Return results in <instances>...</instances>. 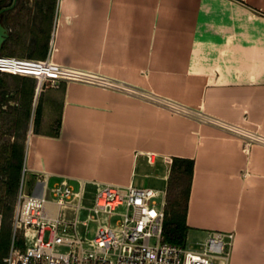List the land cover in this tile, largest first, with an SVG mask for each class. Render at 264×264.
<instances>
[{"label":"crops","instance_id":"obj_1","mask_svg":"<svg viewBox=\"0 0 264 264\" xmlns=\"http://www.w3.org/2000/svg\"><path fill=\"white\" fill-rule=\"evenodd\" d=\"M45 15L15 31L3 23L23 41L13 54L25 55L40 31L52 61L264 135V0H55ZM41 104L42 116L55 110L59 121L26 132L22 166L32 180L126 184L150 174L166 182L172 156L191 158L184 241L230 231L224 264H264V146L243 150L212 125L84 81L42 89Z\"/></svg>","mask_w":264,"mask_h":264},{"label":"built area","instance_id":"obj_2","mask_svg":"<svg viewBox=\"0 0 264 264\" xmlns=\"http://www.w3.org/2000/svg\"><path fill=\"white\" fill-rule=\"evenodd\" d=\"M2 72L31 77L34 90L43 82L57 87L66 80L120 89L225 131L240 140L243 150L250 144L264 146V135L256 129L46 56L0 54ZM33 184L26 192L20 178L9 217L11 239L0 264H224L227 259L230 231L209 230L198 247L163 238L165 187L94 180L73 186L64 178L49 184L44 174L34 176ZM89 221L95 224L90 236ZM14 238H20L21 245Z\"/></svg>","mask_w":264,"mask_h":264},{"label":"rangeland","instance_id":"obj_3","mask_svg":"<svg viewBox=\"0 0 264 264\" xmlns=\"http://www.w3.org/2000/svg\"><path fill=\"white\" fill-rule=\"evenodd\" d=\"M40 1L14 0L10 7L0 12V21L2 24H8L14 31L22 26L31 25L33 21H39L40 19V13L37 10V4ZM53 1L55 2V0ZM10 3L11 0H5L1 6L9 5ZM4 51H8V49ZM0 79V213L1 221L5 225H8L20 178L24 191L27 192L34 185L31 174L27 170L23 173L21 172L23 164L21 162L17 173V185L11 192L8 191V186L4 179L9 178L11 172L9 164L15 159L13 156L14 150L16 152L19 149L23 151L28 128H36L39 124L41 126L40 129H54L56 125V111L52 110L50 118L47 115L42 116L43 105L41 104V92L42 89L50 87L48 82H43L41 89L34 94L32 86L34 83L31 77L27 76L25 78L21 75L2 72L0 73ZM30 88H32L31 96H29L30 93L27 91ZM53 100L54 105H56L57 97L53 96ZM164 168L159 167L158 172H162ZM133 183L137 185H150L157 188L166 186L164 180L150 174L135 175ZM83 215L84 210L81 211L80 217ZM94 225V222H88V236L92 234ZM78 229L80 232L83 231L81 225H78ZM187 244L190 247L199 246L197 243L191 241H188ZM212 264H215V261Z\"/></svg>","mask_w":264,"mask_h":264},{"label":"trees","instance_id":"obj_4","mask_svg":"<svg viewBox=\"0 0 264 264\" xmlns=\"http://www.w3.org/2000/svg\"><path fill=\"white\" fill-rule=\"evenodd\" d=\"M5 0H0V7L3 5ZM37 10L40 13L41 20H45V13H52L54 8V1L41 0L37 4ZM43 11H46L43 13ZM48 34L41 33L40 31L34 33L33 47H26L27 53L22 55L13 54V51H20L24 49L23 41L17 37V34L8 32V36L2 41L0 45V54L5 55H16V56H27L34 57L40 56L41 58L46 54V40ZM12 45V47H11ZM8 51H4L7 50ZM25 78L27 76H24ZM1 80V79H0ZM33 86V85H32ZM31 86V87H32ZM29 96H31L32 88L27 90ZM59 118H56L58 124ZM56 130L51 134H55ZM14 161L11 162V172L8 179L6 180L8 191L11 192L17 185V173L22 162V150L19 149L17 152L14 150L13 153ZM192 172V159L181 156H172L169 164L168 174L166 177L165 186V209L164 217L162 221V235L165 240L172 242H183L185 239V231L188 225L184 222V216L187 206L188 189L190 185ZM6 178V177H5ZM11 239L10 225H5L3 221L0 224V259L7 252L8 245ZM13 242L16 245H21L20 238H14Z\"/></svg>","mask_w":264,"mask_h":264},{"label":"water","instance_id":"obj_5","mask_svg":"<svg viewBox=\"0 0 264 264\" xmlns=\"http://www.w3.org/2000/svg\"><path fill=\"white\" fill-rule=\"evenodd\" d=\"M14 0H11V3L9 5H5L0 7V12L7 9L8 7H10L13 4ZM7 36V29L6 27L2 24V22L0 21V45L2 43V41L6 38Z\"/></svg>","mask_w":264,"mask_h":264},{"label":"bare ground","instance_id":"obj_6","mask_svg":"<svg viewBox=\"0 0 264 264\" xmlns=\"http://www.w3.org/2000/svg\"><path fill=\"white\" fill-rule=\"evenodd\" d=\"M224 263V262H223Z\"/></svg>","mask_w":264,"mask_h":264}]
</instances>
